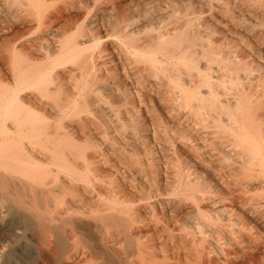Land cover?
I'll use <instances>...</instances> for the list:
<instances>
[{
	"label": "bare ground",
	"instance_id": "6f19581e",
	"mask_svg": "<svg viewBox=\"0 0 264 264\" xmlns=\"http://www.w3.org/2000/svg\"><path fill=\"white\" fill-rule=\"evenodd\" d=\"M47 1L5 0V3L16 10L22 7L21 11L31 16L32 9L38 15L44 14L47 10L40 11ZM88 33L81 34L79 40L67 36L59 41L56 54L43 56L45 59L40 62L24 44L12 47L11 52L7 50L3 55L13 84L8 86V76L0 70V198L9 205L5 215L7 224L0 230H5L15 240L30 241L36 255L33 264H44L46 258H52L55 264H87V251L92 264H214L222 255L217 258L214 242L221 213L217 200L219 186L229 192L231 183L219 178L216 170L204 160H104L101 144L107 131L100 115L107 102L100 94L101 89H96L100 97H95L94 102L90 94L94 93L105 56L101 48L94 53L102 40L96 28ZM199 33L181 31L155 36V39L150 37L151 41L145 36L149 41L145 47L141 48L138 42H128L125 47L122 43L120 47L132 55L136 71L138 65L143 64L146 77L158 81V100L166 113L179 115L185 111L189 121L202 125L204 132L190 137V141L200 142L204 156L217 160L216 163L239 160L235 172L241 176L246 189L262 188V67L254 65V60L244 52L239 56L234 52V56L229 57V53L224 56L221 51H215L211 46L215 40L210 43L205 39L209 43L203 46ZM263 34L264 31L255 36L260 43L264 40ZM125 35L119 40L127 39ZM246 46L255 58L264 60L253 46ZM213 66L218 75H213ZM64 75L74 81L70 92H64ZM161 78L169 81L168 86H163ZM146 79L138 81L134 87L138 106L128 98L124 112L139 126L137 116L139 107H146L145 92L150 107L155 108ZM29 92V97H23ZM63 92L67 96L61 99L59 95ZM119 102L122 101L117 100ZM194 148L197 147L193 144L187 153H193ZM252 208L260 209L258 204H253ZM225 209L227 207L222 211ZM116 246H123L122 254Z\"/></svg>",
	"mask_w": 264,
	"mask_h": 264
},
{
	"label": "rangeland",
	"instance_id": "374dc122",
	"mask_svg": "<svg viewBox=\"0 0 264 264\" xmlns=\"http://www.w3.org/2000/svg\"><path fill=\"white\" fill-rule=\"evenodd\" d=\"M0 2V70L3 74L8 76V86H12L13 79L10 78L11 75L8 70L9 64L3 55L9 51L11 52L13 50L12 47L15 48L20 44H24L26 50L32 51L33 57L40 62L50 54H56L60 42L66 39L67 36V38L74 37L79 40L81 39L79 38L81 34L89 35L88 32L91 29L96 28L102 40L99 46H97L98 48L96 47L97 49L94 50V53H96V51L101 48L100 50L104 51L105 57L104 63L100 65L101 74L99 72L98 80L96 83L97 85H94L93 89L95 88V90L94 93L90 94V99L94 102V100L99 98L101 94L102 97H105V103L107 102L102 108L104 111L103 114L100 115L105 123L104 130L106 129L105 132L107 131L106 139L101 144L102 154L106 158H104V160H148L150 158L153 160H204L216 170L219 178L225 180L228 179V183H231L229 185V192L225 191L226 189H223V187L219 186L220 194L217 196V200L219 199L218 208L220 209L221 213L219 212L220 221L217 222L216 229L218 230H216L214 242L217 249V258L221 254L222 255L220 258L215 259L214 264H264V186H262V188L257 187L251 188L250 190L249 188L248 190L246 189V184L244 183V181H241V176L238 175L237 172H235L237 170V166H239V160H236L238 163L234 160H219L216 163L217 160H209L206 156H204L202 154V150H200V142L190 141V137L194 138V136H197L198 133L204 132L202 129V125L199 126L193 121H189L187 119L185 111L181 112L182 115L181 113H179L178 115V113L174 112L173 114L166 113L162 106L163 104L158 100L160 96V94L158 93L160 87L158 81L155 78L154 80L153 77H146V68L142 67L144 66L143 64H139V69H137L136 71L135 65H133L132 55L128 51H126V48H123L128 42H138L137 44H139L140 47H145L148 44L146 43V41L149 42L152 40L150 39V37H154L155 39V36L157 38L159 35L163 34H174L175 32L181 31H194L197 33L200 32L201 34H199L204 40V43H202L203 46H206L209 42L211 43L215 40L214 42L216 44L213 42L211 43V46L214 47L215 51H221L222 53H220L224 56H227L228 53L230 54L228 55L229 57H233L234 55L239 56L240 52H244L245 54L250 56L251 60H254V65L256 64L262 67V73L264 74V60H258L257 58H255L254 54H251L246 46H253L256 50H258L261 56H264V40H262L263 42L261 41L260 43V41L255 38L256 35H259L260 32L262 34L264 31V0H48L42 5L40 11L42 12V10H47L44 13L45 15L43 13L42 15H38L37 12H35V10L31 8L33 11L31 16H26L25 13L21 11L22 7L20 9L18 8L19 10H16V8L12 6L8 7V5H6L5 3V0H1ZM232 16H234L235 19ZM27 18L30 20H28ZM188 24L189 26H187ZM82 30H84L85 32ZM123 34H126L125 36H127L128 40L125 39L122 42L119 39H121V36H123ZM56 36L59 38H57ZM145 36L149 41L145 39ZM140 37L142 39L144 38V41H142ZM88 38L89 37L87 36L86 39ZM205 39H209V42ZM210 39H212V41ZM216 39H220V42L218 40L216 42ZM115 42H117V44ZM91 44L92 43H90L89 45L91 46ZM118 44L119 47L117 46ZM243 44L245 45V47ZM120 45L124 46L120 47ZM43 47H46L45 50H43ZM43 56L45 58H43ZM103 68L104 70H106V72H104ZM213 68V75H218L216 67L213 66ZM141 72L145 74L143 75ZM106 73L110 75L108 76L106 75ZM125 73H127V76L125 75ZM110 76L112 77V80ZM63 78L65 79V85L67 84L66 86L64 85V89L66 88V91L64 92H70L71 88L74 85H72L71 83H74V81L68 75H64ZM144 78H147L146 81L149 87L148 89H152V91H150V95L155 102L156 109H152L150 107L152 105L148 101V93L145 92V103L148 110L144 106L139 107L140 113L138 114L137 118L140 121V127L139 125L134 123L135 121L133 122V118H131L127 113L124 112H126V102L128 98H131L134 101L135 106H138L136 103L137 99H135L133 91H135V88L137 86L136 83L138 81L142 82ZM102 80H104V82L106 83H104ZM98 81L100 83H98ZM161 81L163 86H168L169 81H167V79L161 78ZM67 82L69 83V85ZM113 83L115 86H112ZM100 84L103 85V87L100 86ZM96 89H101V92L98 90L96 91ZM64 92L62 93V95H59L61 99L67 96ZM30 95V92L25 93L23 94V97H29ZM109 97L110 100L112 98L114 100L107 101ZM117 100L122 102L117 103ZM113 108L117 109L114 110ZM183 116H185L186 120ZM181 120H183V122ZM187 120L188 122L186 123ZM128 121L131 122V124L133 123L132 126L130 123H128ZM123 125L127 126L124 127ZM130 126L132 127V129L130 128ZM190 127L194 128L191 129ZM194 130L197 131L194 132ZM183 131H186L187 133H184ZM129 132L130 135L127 134ZM185 141L186 143L188 142L190 144L187 143L186 145ZM193 144L196 145L197 148H199H194L193 151H195L193 153H187V150L193 148ZM230 175H232L231 178ZM234 186H236L237 188H234ZM220 195L221 197L223 196V198H221ZM227 199L229 202L232 201V203H229ZM252 201L255 202L253 203ZM0 203L3 205L2 206L0 204V227L2 228L7 224L6 220H8V218L5 215L6 210L9 208V205L1 198ZM253 204H258L260 209L258 210L252 208ZM220 205H222L223 207ZM226 207L227 209L222 211V208ZM230 208H233V210H230ZM225 213L227 215H230L227 217ZM230 216L231 218H229ZM234 218L237 221H235ZM242 228L247 229L245 231V229L243 230ZM228 229L232 230L228 231ZM244 231L245 233H243ZM8 235L9 234L5 232V230H0V264H12V262H17L18 264H33L36 255L31 248L30 241L15 240L13 237ZM203 247H205L204 243ZM13 248L14 250L12 251ZM17 248L18 250H16ZM242 249L245 251V253L244 251H242ZM117 250L122 254L123 246L120 248L118 246ZM86 251L87 250H85V252ZM88 255L90 254L87 251L85 260L88 259L87 264H92L91 260H89L90 256ZM32 256L34 257L32 258ZM9 258L12 260H10ZM43 262L44 264H55L52 258H46Z\"/></svg>",
	"mask_w": 264,
	"mask_h": 264
}]
</instances>
